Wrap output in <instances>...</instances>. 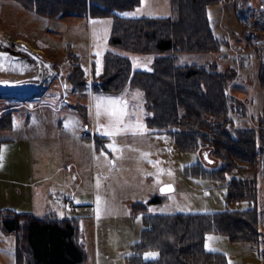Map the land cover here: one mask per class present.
<instances>
[{
    "label": "rangeland",
    "instance_id": "1",
    "mask_svg": "<svg viewBox=\"0 0 264 264\" xmlns=\"http://www.w3.org/2000/svg\"><path fill=\"white\" fill-rule=\"evenodd\" d=\"M121 14L169 16L172 11L170 0H142ZM208 18L214 34L229 44L224 42L217 51L180 52L179 63L216 65L233 75L228 89L247 105L248 116H232L237 124L257 127L258 117L264 113L259 79L264 63V0H223L208 7ZM111 28L110 17L51 19L14 0H0V38L7 42L22 38L40 50L34 53L21 48L16 53L0 47V52H5L0 57L15 54L28 65L23 74L0 69V80L19 79L31 87L44 84L35 93L0 98V118L9 113L12 123L0 128V139H6L0 144V211L4 213V207L14 203L38 217L47 212L59 218L76 217L84 264H130L145 214L205 213L248 206L246 201L228 202L225 184L186 172L199 162L206 168L218 163L209 166L201 151L181 150L171 134L152 132L146 124L141 90L119 94L93 91L92 58L98 64L107 49L129 55L134 68L147 71L153 69L156 55L165 54L113 47L109 44ZM67 43L80 59L67 51ZM42 59L51 65L54 76L40 67ZM79 63L87 70L88 79L82 93L73 91L68 79ZM108 98L126 102L127 115L119 130L105 112ZM76 102L87 105V113L74 109ZM98 135L105 137L99 143ZM4 158L18 173L10 179L1 176ZM38 176L46 181H28V177ZM12 184L24 194H6L4 189L11 191ZM52 194L72 195L76 207L65 211L51 200ZM258 207V246L211 231L206 234L205 249L224 253L228 264H264V171L258 177ZM16 238L0 224V264H16ZM145 254L155 255L146 258ZM158 254L157 249H148L143 256L154 259Z\"/></svg>",
    "mask_w": 264,
    "mask_h": 264
},
{
    "label": "trees",
    "instance_id": "2",
    "mask_svg": "<svg viewBox=\"0 0 264 264\" xmlns=\"http://www.w3.org/2000/svg\"><path fill=\"white\" fill-rule=\"evenodd\" d=\"M14 1L51 19L110 17L109 44L113 47L143 54L165 53L156 55L153 69L147 71L134 68L129 55L107 49L98 64L92 58L91 88L112 94L141 90L146 102V124L152 132L171 134L181 150L209 155L214 159L213 163L205 159L209 166L218 163L206 168L199 162L186 172L225 184L228 202L248 203L246 208L227 207L216 212L145 214L130 264H228L224 253L205 249V237L211 231L258 246V177L264 171V113L259 115L257 127L237 124L232 114L247 117L248 107L228 89L234 76L216 65L180 64L177 56L180 52L217 51L224 42L229 44L214 34L208 18V7L223 0H170L169 16L121 14L142 0ZM66 47L80 59L71 43ZM259 70L264 90V63ZM68 79L76 93L87 90V70L81 63ZM73 105L80 113H87L84 103ZM1 118L0 128L11 126V114ZM104 138L96 137L98 143ZM0 224L4 231L16 234V264L85 263L76 217L59 218L52 213L36 217L8 210L0 211ZM148 249H157L158 256L144 258ZM262 257L264 261V252Z\"/></svg>",
    "mask_w": 264,
    "mask_h": 264
},
{
    "label": "bare ground",
    "instance_id": "3",
    "mask_svg": "<svg viewBox=\"0 0 264 264\" xmlns=\"http://www.w3.org/2000/svg\"><path fill=\"white\" fill-rule=\"evenodd\" d=\"M0 47L5 48V49H9V50H13L16 53H17L16 50H19L21 48H26V49L30 50L31 52H34V53L40 52V50L38 48L34 47L33 45H31L30 43H28L26 40H24L22 38H16L12 42H7L6 40H3L2 38H0ZM2 53H5V52L1 51L0 54H2ZM38 64L40 65V67L42 69L46 68L47 72L50 76H54V71L52 70L51 65L47 61L42 59L39 61ZM26 67H28L26 62L21 61V59L20 60L17 59L15 54H12L11 56H4L3 55V57H0V69L7 70L8 72L10 71V72H17V73L23 74L26 72V69H25ZM7 81H12L13 83L14 82H21V81H19V79H16V80L15 79H9ZM41 86H44V84H40L39 86L33 85L29 92L35 93Z\"/></svg>",
    "mask_w": 264,
    "mask_h": 264
},
{
    "label": "crops",
    "instance_id": "4",
    "mask_svg": "<svg viewBox=\"0 0 264 264\" xmlns=\"http://www.w3.org/2000/svg\"><path fill=\"white\" fill-rule=\"evenodd\" d=\"M138 69V68H136ZM3 140V139H2ZM6 140V139H4ZM11 163L12 160H10ZM1 163V162H0ZM9 163L8 159L4 158V160L2 161V164L5 165V169L1 171V176H4L5 175V178H7L9 176V179L12 178V176L14 175H17L18 173L13 169H10V167L7 166V164ZM35 180H37L38 183H41V182H45L46 180L43 178V176H38V177H28V181H31V182H35ZM14 183V182H13ZM3 185L7 186L8 184L4 183ZM13 187H12V190L11 191H8L7 189H4L5 193L6 194H15V195H18V196H22L24 194L23 190L19 187V186H16V184H12ZM6 188V187H5ZM2 190V193L4 192ZM75 203V202H74ZM75 205V204H74ZM76 207V205H75ZM5 211H16L18 213H30V214H33L32 212H28V211H24V210H20L21 208H23L22 206L18 205V204H7L5 207H4ZM47 214H51L49 212L45 213L43 216L41 217H44L45 215ZM34 216H36L35 214H33ZM38 217V216H36Z\"/></svg>",
    "mask_w": 264,
    "mask_h": 264
},
{
    "label": "snow or ice",
    "instance_id": "5",
    "mask_svg": "<svg viewBox=\"0 0 264 264\" xmlns=\"http://www.w3.org/2000/svg\"><path fill=\"white\" fill-rule=\"evenodd\" d=\"M101 104H97V115L100 114ZM105 112L114 122V125L119 130V125L123 123V118L127 115L126 112V102L120 98H108V105L105 107ZM137 128L142 130V126L137 124ZM99 199V198H98ZM207 246V245H206ZM214 250V249H213ZM146 258L149 256H154L155 254H145Z\"/></svg>",
    "mask_w": 264,
    "mask_h": 264
},
{
    "label": "water",
    "instance_id": "6",
    "mask_svg": "<svg viewBox=\"0 0 264 264\" xmlns=\"http://www.w3.org/2000/svg\"><path fill=\"white\" fill-rule=\"evenodd\" d=\"M31 89V84L29 82H12L7 80L0 81V98L4 97H18L20 93H29ZM204 158L209 162L213 163L214 159L208 157L204 154Z\"/></svg>",
    "mask_w": 264,
    "mask_h": 264
},
{
    "label": "built area",
    "instance_id": "7",
    "mask_svg": "<svg viewBox=\"0 0 264 264\" xmlns=\"http://www.w3.org/2000/svg\"><path fill=\"white\" fill-rule=\"evenodd\" d=\"M50 198L60 204L65 211H72L75 208L74 197L70 194H52Z\"/></svg>",
    "mask_w": 264,
    "mask_h": 264
}]
</instances>
